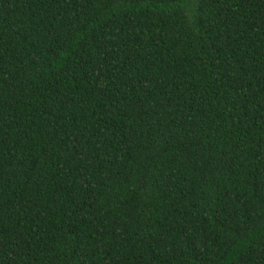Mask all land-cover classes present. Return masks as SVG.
Segmentation results:
<instances>
[{"label":"trees","instance_id":"16d2710c","mask_svg":"<svg viewBox=\"0 0 264 264\" xmlns=\"http://www.w3.org/2000/svg\"><path fill=\"white\" fill-rule=\"evenodd\" d=\"M0 264H264V0H0Z\"/></svg>","mask_w":264,"mask_h":264}]
</instances>
